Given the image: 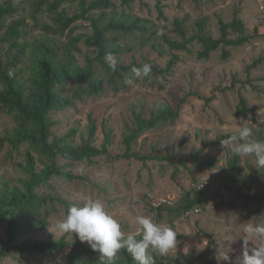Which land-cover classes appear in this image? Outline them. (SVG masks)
Wrapping results in <instances>:
<instances>
[{"label": "rangeland", "instance_id": "rangeland-1", "mask_svg": "<svg viewBox=\"0 0 264 264\" xmlns=\"http://www.w3.org/2000/svg\"><path fill=\"white\" fill-rule=\"evenodd\" d=\"M9 1L18 10L13 19L25 21L26 40L41 39L53 46L71 48L80 66L86 64L87 57L97 54L94 47L83 42L84 35L93 32L89 20L75 21L63 35H48L42 30L43 24L78 13L77 2L50 0L56 9L50 12L44 6L36 22L31 16L35 0ZM89 15L100 27L109 22L134 27L132 32H104L109 46L119 49L113 55L122 78L112 89L106 78L111 73L106 59L105 65L95 60L105 92L84 95L82 99L75 97L74 79H68L62 93L72 102L50 113V131L51 138L62 136L72 145L89 143L105 149V153L81 161L56 154L52 160L29 143L18 148L0 146V191L5 185L21 187V181L28 178L24 170L27 153L34 160L36 173L52 163L61 172L51 174L34 189L46 198L36 213L43 228L27 226L14 244L64 242L62 248L52 252H10L1 264H66L74 243L89 244L75 234L60 233L56 223L71 205L82 204L89 196L106 201L107 211L120 222L125 235L137 230L136 218L141 215H151L157 222L171 226L177 233V246L166 256L153 252L159 257L157 264H208L209 260L227 264L220 253L229 249L231 264H239L245 248L240 237L243 226L264 224V168H255L252 156L238 155L240 174L229 170L228 160L235 153L232 146L221 141L244 125L253 129L252 139L264 140V62L252 66L253 61L264 57V0H112L108 9ZM234 17L243 21L246 33L253 38L240 46H220L208 59L197 57L202 49L198 41L186 51L171 50L163 41V37L181 40L177 23L182 25L186 38L198 31V23L204 34L218 38L219 20L229 22ZM75 39H80L76 41L78 51L71 45ZM225 51L228 57L224 60ZM144 63L151 65L150 75L136 78L131 68ZM241 97L249 107L246 118L235 116ZM167 106L176 111L175 116L140 133L131 144L137 156L125 158L123 139L135 129L137 115L150 120ZM91 121L96 130L89 139L87 127ZM16 124L14 116L0 110V137ZM194 190L209 201L181 212L178 208L193 198ZM158 202L165 206L161 217L155 212ZM169 207L171 210H167ZM7 236L6 223H0V237ZM252 242L248 248L258 243L254 238ZM89 250L80 252V257L101 256ZM116 257L121 259L122 254Z\"/></svg>", "mask_w": 264, "mask_h": 264}, {"label": "trees", "instance_id": "trees-1", "mask_svg": "<svg viewBox=\"0 0 264 264\" xmlns=\"http://www.w3.org/2000/svg\"><path fill=\"white\" fill-rule=\"evenodd\" d=\"M70 1L77 2L80 11L69 18L63 17L54 20L53 24H43L42 30L48 35H63L66 29L75 21L89 20L93 32L90 35H84L83 42L89 47H94L97 54L94 57H87L88 61L84 66L77 63L74 51L71 48L53 46L41 39L26 40L24 19H13L15 13L18 12L16 7L9 0L0 3V82L2 84L0 110L14 116L17 123L5 136L0 137V146L7 144L13 148H18L22 143H29L41 155H47L52 160L56 154L72 161H81L84 158H92L105 153V149L95 148L89 143L72 145L62 136L51 138L50 129L53 122L50 119V113L71 104L72 101L62 93V85L67 83L70 78H73L76 82L75 97L78 99H82L84 95L105 92L102 85L103 79L99 78L100 75L95 69L94 63L95 60H99L100 63L104 64L103 59L106 55L108 53L113 55L119 49L109 46V40L104 36V32L109 30L132 32L134 27L118 22H109L107 25L100 27L98 21L89 15L93 11L108 9L112 4V0ZM122 1L128 2V0ZM34 3L31 16L36 22L38 20L37 14L43 10L44 6L50 12L56 9V4L50 3V0H35ZM8 20L10 21L8 22ZM176 29L180 32V41L163 37V41L169 49L186 51L193 41H198L202 45V49L197 54L199 59H208L211 52L220 46H240L253 38L252 35L246 33L243 21L237 17L229 22L219 20L220 35L218 38H212L210 35L204 34L201 23H198V31L187 38L180 23L176 24ZM254 32H256V29H254ZM232 34H235V36L233 37ZM77 40L80 39L71 41L72 48L75 51H78ZM5 45L7 47L3 49ZM227 57L228 52L225 51L223 54L224 60ZM262 62H264V57H259L253 61L252 66ZM168 66L171 67L170 64ZM106 68L111 71L106 77L109 79V84L112 85L109 86L116 89L114 83L118 81V78H122L119 66H116L115 71H112L108 66ZM248 111L247 101L241 97L235 116L246 118ZM175 114L176 111L167 106L150 120L137 115L135 129L123 139L125 146L123 156L125 158L136 157L137 155L131 151V144L134 139L146 129L152 128L163 120L172 118ZM95 130V123L91 121L87 127L89 139L94 136ZM227 165L229 170L240 174L238 155H233L228 160ZM24 170L28 174V178L21 181V187L15 185L9 188L8 185H5L0 191V223H6L8 234L6 239L0 237V264L1 259L13 251L30 254L52 252L59 250L64 245L62 240L14 244L27 226H32L33 229L43 228V223L36 220V213L44 206L46 198L36 194L34 189L41 181L49 178L51 174L61 173L53 163L47 166L44 171L36 173L34 160L30 153H27V163ZM192 194L193 198L187 199L178 208L181 209V212L209 201V198L202 195L199 190H194ZM164 209V205L155 207L156 215L161 217ZM167 210H171L170 207ZM89 249H92L90 245L77 241L68 253L66 264H109L108 259L103 256L90 259L81 258L80 252L90 251ZM120 253L122 258L115 257L111 264H136L125 249H121ZM152 254L155 264H157L159 257L155 253ZM187 263L191 264L190 261ZM208 264H213V262L209 260Z\"/></svg>", "mask_w": 264, "mask_h": 264}, {"label": "clouds", "instance_id": "clouds-1", "mask_svg": "<svg viewBox=\"0 0 264 264\" xmlns=\"http://www.w3.org/2000/svg\"><path fill=\"white\" fill-rule=\"evenodd\" d=\"M105 59L108 67L115 71V56L108 53ZM131 72L136 78L147 77L151 73V65L133 66ZM126 83L130 84L132 80ZM252 136L253 129L244 125L221 143L232 146L231 150L236 155L252 156L255 168H264V140H255ZM136 222L139 225L137 230L125 235L120 222L107 211L106 201L89 196L82 204L71 205L67 214L57 221L56 228L60 233L75 234L80 241L87 242L93 250L107 258L109 264L121 249H125L136 264H155L153 252L166 256L176 248L177 233L171 226L157 222L151 215L138 216ZM240 237L245 248L239 264H264V224L244 225ZM253 238L258 243L248 248L249 242L253 245ZM229 251L220 253V259L227 264H231Z\"/></svg>", "mask_w": 264, "mask_h": 264}, {"label": "built area", "instance_id": "built-area-1", "mask_svg": "<svg viewBox=\"0 0 264 264\" xmlns=\"http://www.w3.org/2000/svg\"><path fill=\"white\" fill-rule=\"evenodd\" d=\"M163 203H164V202H158V203L156 204V207L161 206Z\"/></svg>", "mask_w": 264, "mask_h": 264}]
</instances>
